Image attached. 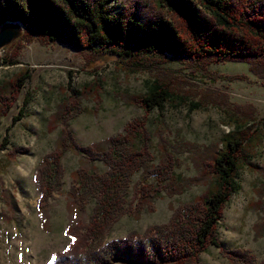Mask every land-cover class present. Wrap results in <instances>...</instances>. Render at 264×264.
Returning a JSON list of instances; mask_svg holds the SVG:
<instances>
[{"label":"trees","instance_id":"1","mask_svg":"<svg viewBox=\"0 0 264 264\" xmlns=\"http://www.w3.org/2000/svg\"><path fill=\"white\" fill-rule=\"evenodd\" d=\"M7 24H20L23 35L5 48L11 52L1 58L0 67L22 65L21 50L37 40L66 45L93 60L111 55L148 65L164 63L168 56L201 66L243 62L264 83V0H0V29ZM30 78V69L23 66L1 82L0 124ZM146 88V93L132 97V104L145 112L144 119H134L124 133L99 143L82 146L69 130V122L83 112L79 94L52 116L53 127L61 126L60 135L34 175L37 213L44 231L49 230L51 200L64 186L63 160L70 153L81 159L72 175L67 204L70 243L48 264H199L211 247L219 249L229 264H258L250 250L227 249L220 241V222L241 188L240 170L256 155L262 135L260 130L251 132L247 119L235 115L229 122L233 131L217 144L201 149L187 144L193 148L192 161L198 170L189 184L205 185L201 196L177 208L166 224L152 226L142 235L132 232L107 241L122 217L153 208L162 193L181 194L186 185L175 175L180 165L178 150L163 137L157 144L160 158L156 163L148 128L149 117L177 98L176 89L161 77L147 81ZM96 101L100 103L98 97ZM29 104L27 96L0 151L8 150L9 133L24 119ZM26 153L10 149L7 159L13 161ZM97 161L107 167L106 172L97 170ZM139 173L141 180L133 185ZM150 179H155V185L149 184ZM2 195L8 211L14 212L10 192L3 190ZM92 203V214L87 217V206ZM259 264H264V258Z\"/></svg>","mask_w":264,"mask_h":264},{"label":"rangeland","instance_id":"2","mask_svg":"<svg viewBox=\"0 0 264 264\" xmlns=\"http://www.w3.org/2000/svg\"><path fill=\"white\" fill-rule=\"evenodd\" d=\"M8 52L11 49L4 48L2 57ZM18 59L22 65L0 67V87L1 82L8 81L23 66L30 69L31 78L18 103L2 119L0 146L24 98L29 96L26 116L11 129L8 146V150L17 148L28 150V153L18 154L15 160L9 161L8 150L0 151V264H48L55 253L64 251L70 243L66 235L67 204L72 175L80 166V156L70 153L63 160L64 186L51 200L48 231L40 227L39 194L34 182L39 162L54 150L59 138L61 126L53 127L51 122L59 107L70 104L75 93L79 94L83 112L69 122V130L82 146L99 143L124 133L134 119H144L145 112L132 104V97L146 93L147 81L157 77L172 83L177 98L163 111L149 117L148 128L154 144L152 153L157 163L159 137L169 141L178 150L175 155L180 161L175 175L186 185L181 194L162 193V197L154 201L153 208H146L136 216L122 217L107 241L124 238L132 232L142 235L152 226L166 224L177 208L201 196L205 185L189 184L198 170L192 161L193 148L187 144H195L199 149L217 144L225 134L233 131L234 126L229 122L230 116L235 115L247 119L251 132L260 130L262 135L256 155L240 170L241 188L233 195L220 222V241L227 249L250 250L258 264L262 261L264 83L252 72L251 65L230 62L201 66L170 56L164 63L153 65L120 60L111 55L93 60L92 56L66 45L42 44L37 40L24 45ZM95 167L100 173L107 170L100 161ZM140 180L141 173L133 177V185ZM149 184L155 185V179H150ZM3 190L10 192L14 212L8 211ZM94 205L87 206V217L91 216ZM199 264L229 262L219 249L211 247L201 256Z\"/></svg>","mask_w":264,"mask_h":264},{"label":"water","instance_id":"3","mask_svg":"<svg viewBox=\"0 0 264 264\" xmlns=\"http://www.w3.org/2000/svg\"><path fill=\"white\" fill-rule=\"evenodd\" d=\"M22 35L23 27L20 24H7L0 29V62L2 50L20 39Z\"/></svg>","mask_w":264,"mask_h":264}]
</instances>
